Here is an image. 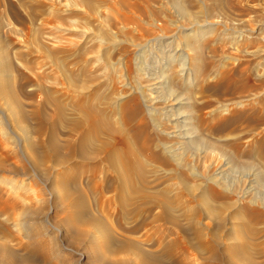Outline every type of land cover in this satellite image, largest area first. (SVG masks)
I'll return each instance as SVG.
<instances>
[{"label": "rangeland", "instance_id": "1", "mask_svg": "<svg viewBox=\"0 0 264 264\" xmlns=\"http://www.w3.org/2000/svg\"><path fill=\"white\" fill-rule=\"evenodd\" d=\"M174 36L161 57L193 70L166 71L198 139L167 165L153 154L176 131L173 102L135 80L138 47ZM0 65V264H264V0H0ZM107 144L140 170L124 197L95 154ZM174 237L186 253L170 255Z\"/></svg>", "mask_w": 264, "mask_h": 264}, {"label": "bare ground", "instance_id": "2", "mask_svg": "<svg viewBox=\"0 0 264 264\" xmlns=\"http://www.w3.org/2000/svg\"><path fill=\"white\" fill-rule=\"evenodd\" d=\"M88 3V2H87ZM131 6V5H130ZM117 9V8H116ZM140 28V27H139ZM144 32V31H143ZM144 35V34H143ZM148 36V35H146ZM145 37V35H144ZM142 38V37H141ZM180 38L177 36H174L172 38V41L165 44L164 42H162L163 40H165L164 37H160L158 38L156 41H151V43H148L146 45H141L138 47V50L143 51L145 49H148V55L142 57L140 60V64L138 66V72L139 74L137 75L138 78H136L135 82H137V84H145L147 85V87L149 88V91L152 94H156V102L155 103H160V105H167L168 102H173L170 103V105L166 108V112L163 116H165L164 120H167L169 122L175 121V124L173 125L176 131L172 132L171 134H166L167 135V139H165L166 143H157L156 148H158V152H156L155 154H153V159L157 162H160L162 164H167L170 165V163L172 162L171 159L168 157L169 153L173 154V156L176 157H180L179 159L181 160H188L189 158V153L191 152V150H193L192 148L194 146H196L197 144V139H198V132L196 129V124L192 119V115L191 112L189 111L190 109V104H192V102H190V98L189 97H185L184 95H182L181 92L178 91V89H176L174 87V83H173V79H172V75L167 73V68H172L170 64L174 63V62H178V64L180 63V69L182 71L181 75H176L177 76V80L184 78V74L188 73V70H191L190 67H186L187 64L185 63V60L183 57L184 56H179L177 57L176 55H172L170 53V56L168 57H161L162 54L164 55L166 52V48L169 47L168 44L175 46V44H177V41ZM191 40L189 38L185 39V42L183 43V46L181 47V52L185 53V48L189 47V45L191 44ZM175 47L179 48L178 45H176ZM173 47V48H175ZM177 50V49H176ZM138 52V51H137ZM146 53V52H145ZM167 54V53H166ZM140 58V57H139ZM138 58V59H139ZM168 59V60H167ZM170 59V60H169ZM175 59V60H174ZM3 63V62H2ZM1 66V65H0ZM168 66V67H167ZM2 68V67H1ZM3 68L4 65H3ZM2 71V70H1ZM193 70H191L190 74H189V79L191 80V75H192ZM6 73V72H5ZM4 74V73H3ZM135 76V75H134ZM138 80V81H137ZM173 80V81H172ZM133 82V81H132ZM134 84V83H133ZM148 91V92H149ZM134 93V92H133ZM186 93V92H185ZM186 95V94H185ZM173 100H169L168 98H172ZM152 98V97H151ZM126 102V101H125ZM130 103V108L127 107L128 111L126 110L125 113V117L128 121L132 120H136V117H139L138 115L141 113V109L139 107V103L137 101V99H132ZM183 103V104H182ZM83 104V103H82ZM176 105L178 107H176ZM84 106V105H82ZM143 107V106H142ZM169 107H171V109H169ZM83 107H81L82 109ZM87 108V107H86ZM144 108V107H143ZM163 108V107H162ZM84 109V108H83ZM82 109V110H83ZM155 109V108H154ZM152 109V111H156ZM89 110V109H88ZM88 112V111H87ZM144 112V111H143ZM64 113V112H63ZM89 113V112H88ZM96 113V112H94ZM92 114V113H91ZM145 114V113H144ZM142 114V115H144ZM82 115V114H81ZM89 115V114H88ZM87 115V116H88ZM84 116V115H83ZM121 117V116H120ZM143 117V116H142ZM84 118H86L84 116ZM90 118V117H89ZM101 118V117H100ZM140 118V117H139ZM138 118V119H139ZM175 118V120H171ZM87 119V118H86ZM104 119V118H103ZM102 119V120H103ZM120 119V118H119ZM125 119V118H123ZM137 119V120H138ZM96 120V119H95ZM106 120V119H104ZM134 120V121H135ZM146 120V119H145ZM133 121V122H134ZM87 121H85L86 123ZM125 122V121H124ZM123 122V123H124ZM94 123V122H93ZM93 123L89 120V122H87V126L89 127V136L90 137H95L96 139L93 140H97L100 136L98 135L97 132V126L95 127V125H93ZM118 123V122H117ZM79 124V123H78ZM98 124V123H96ZM133 124V123H132ZM79 126V125H78ZM83 126V125H82ZM77 128V127H76ZM107 128V127H106ZM110 134V131L107 130ZM142 129L140 128L139 131L136 132V135L139 136L142 133ZM100 132V131H99ZM102 132H100L99 134H101ZM160 133V132H159ZM88 134V133H87ZM84 135V134H82ZM98 135V138L96 137ZM88 136V135H87ZM87 136H83L82 143V152H79L81 155V158L85 159L88 158L89 153L87 152L89 145H88V138ZM85 137V138H84ZM108 138V137H107ZM114 138V137H113ZM90 139V138H89ZM91 140V141H93ZM99 140V139H98ZM134 140V139H133ZM117 141V140H115ZM120 142V140H119ZM102 143V142H101ZM109 143V142H108ZM103 145H106V143H102ZM118 144V142L116 143ZM121 145H123L121 143ZM110 146V145H109ZM107 144V147L104 146L103 149L99 148V150L96 149L97 152H95V154H100L99 157L101 156V154H105L106 158H107V163H110L116 180L117 182H119L120 184V193L122 195V197H124V194H126V189L128 187L131 188H136V184H137V180H141V176L140 174V170L136 169L135 166L132 164V162H130V160L128 159V152L127 150L122 147V148H117L114 147L115 150L112 147H109ZM113 146V145H112ZM115 146V145H114ZM109 147V150H108ZM94 149V148H93ZM111 149V151H110ZM95 150V149H94ZM156 150V151H157ZM73 154V153H72ZM75 154V153H74ZM93 155V154H91ZM90 155V156H91ZM104 155V156H105ZM95 155H93L94 157ZM132 156V155H131ZM70 156H68L69 158ZM92 157V158H93ZM142 157V156H141ZM166 157V158H165ZM78 158V157H77ZM95 158V157H94ZM105 158V159H106ZM88 160V159H87ZM97 160V158H96ZM95 160V161H96ZM91 161V160H90ZM2 168V167H1ZM168 168V167H167ZM100 169V168H99ZM171 169V168H170ZM99 171V170H98ZM179 171V170H178ZM224 166H220L216 169V176L221 177L224 174ZM228 174V173H227ZM98 175V174H97ZM221 179V178H220ZM9 180V179H8ZM11 180V179H10ZM222 180V179H221ZM110 181V180H109ZM220 181V180H219ZM1 183H5V179L1 178L0 179ZM107 184V181H105ZM144 182V181H143ZM6 184H9V181H7ZM87 184V183H86ZM105 185V184H104ZM106 186V185H105ZM104 186V187H105ZM14 187V186H13ZM18 187V186H17ZM110 188V186H109ZM147 188V187H146ZM15 189V188H14ZM129 189V188H128ZM158 189V188H157ZM162 189V188H161ZM160 189V190H161ZM18 192V191H17ZM26 192V191H25ZM69 192V191H68ZM88 192V191H87ZM136 192V191H135ZM141 193H143L142 190H140ZM138 192V193H140ZM118 194V193H117ZM10 195V194H7ZM16 195V194H15ZM21 195V194H20ZM19 195V196H20ZM143 195V194H142ZM192 195V194H191ZM22 196V195H21ZM127 196V195H126ZM208 196V195H207ZM18 197V196H17ZM23 197V196H22ZM120 197V196H119ZM121 197V198H122ZM19 198V197H18ZM17 198V199H18ZM67 198V197H66ZM126 198V197H125ZM20 199V198H19ZM130 199V197H129ZM205 199V198H204ZM14 200V198H13ZM206 200V199H205ZM12 201V200H11ZM132 201V200H131ZM142 202V201H141ZM127 203V202H125ZM150 203V202H148ZM155 203V202H154ZM169 203V202H168ZM174 203V202H173ZM194 203V202H193ZM157 203H155L156 205ZM207 204V202H206ZM130 205V204H129ZM3 206V205H2ZM1 206V207H2ZM5 207V206H4ZM157 207L161 208L163 211V214L167 211H171L169 209V207L166 205H157ZM156 207V208H157ZM129 208V206H128ZM174 208V207H173ZM178 208V207H177ZM180 209V206H179ZM195 211V210H194ZM126 212V211H125ZM139 212V210H138ZM137 212V213H138ZM172 212V211H171ZM140 213V212H139ZM131 214V213H130ZM248 214L250 217H258L260 215V213L256 210H252V211H248ZM167 215V214H166ZM173 215V214H172ZM28 216V215H27ZM165 216V214H164ZM17 217V216H16ZM157 217V216H156ZM167 217V216H166ZM165 217V219H166ZM173 217V216H172ZM168 218V217H167ZM164 219V220H165ZM177 219V218H174ZM173 219V220H174ZM172 220V221H173ZM178 220V219H177ZM179 221V220H178ZM166 222V221H165ZM175 222V221H174ZM195 223V222H193ZM24 225V224H23ZM157 225V224H156ZM27 227V226H26ZM25 229V228H24ZM98 229V228H97ZM27 230V229H25ZM28 231V230H27ZM96 231V230H95ZM166 231V230H165ZM199 233V237L202 236V233ZM180 236V235H179ZM181 237V236H180ZM175 238V237H174ZM176 239V238H175ZM183 239V238H182ZM174 243H172V246H169L168 249L170 250V255L172 256V254L174 255L176 253L175 250H177L178 252H182V253H186L187 250L185 244L183 245L184 241H181L179 238L176 239L175 241H173ZM186 242V241H185ZM23 244V243H22ZM3 251V247H1L0 245V253ZM8 251V250H7ZM140 256L144 255L142 254V250L140 251ZM5 253V252H4ZM9 253V252H8ZM181 253V254H182ZM35 254V253H34ZM2 255H4L2 253ZM10 255V254H9ZM139 256V257H140ZM8 257V256H7ZM144 257V256H142ZM140 257V258H142ZM9 258V257H8ZM7 258V259H8ZM150 258V257H149ZM156 258V257H154ZM153 258V259H154ZM144 259V258H142ZM148 258H145V260ZM151 259V258H150ZM152 260V259H151ZM157 260V259H156ZM160 260V259H159ZM33 261V260H32ZM154 261V260H153ZM158 261V260H157ZM157 261H155L157 263ZM29 262V261H28ZM142 263V262H141ZM144 264V263H143Z\"/></svg>", "mask_w": 264, "mask_h": 264}]
</instances>
